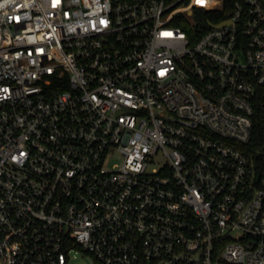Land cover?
<instances>
[{"label": "built area", "instance_id": "1", "mask_svg": "<svg viewBox=\"0 0 264 264\" xmlns=\"http://www.w3.org/2000/svg\"><path fill=\"white\" fill-rule=\"evenodd\" d=\"M74 251L264 264V0H0V264Z\"/></svg>", "mask_w": 264, "mask_h": 264}, {"label": "trees", "instance_id": "2", "mask_svg": "<svg viewBox=\"0 0 264 264\" xmlns=\"http://www.w3.org/2000/svg\"><path fill=\"white\" fill-rule=\"evenodd\" d=\"M236 1L238 0H225V11L231 10ZM222 15L223 13H216L213 11H198V16H200V20L204 21V24H206V28H208V22H217L222 19Z\"/></svg>", "mask_w": 264, "mask_h": 264}, {"label": "rangeland", "instance_id": "3", "mask_svg": "<svg viewBox=\"0 0 264 264\" xmlns=\"http://www.w3.org/2000/svg\"><path fill=\"white\" fill-rule=\"evenodd\" d=\"M120 157L114 158V161H119ZM67 264H97L93 257L81 251H74L70 253Z\"/></svg>", "mask_w": 264, "mask_h": 264}, {"label": "water", "instance_id": "4", "mask_svg": "<svg viewBox=\"0 0 264 264\" xmlns=\"http://www.w3.org/2000/svg\"><path fill=\"white\" fill-rule=\"evenodd\" d=\"M212 26H216V27H221L222 25H224V23H221V24H218V25H214V24H211Z\"/></svg>", "mask_w": 264, "mask_h": 264}]
</instances>
